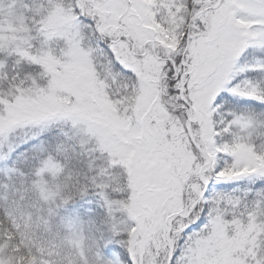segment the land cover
<instances>
[{"label":"snow or ice","instance_id":"snow-or-ice-1","mask_svg":"<svg viewBox=\"0 0 264 264\" xmlns=\"http://www.w3.org/2000/svg\"><path fill=\"white\" fill-rule=\"evenodd\" d=\"M0 264H264V0H0Z\"/></svg>","mask_w":264,"mask_h":264}]
</instances>
